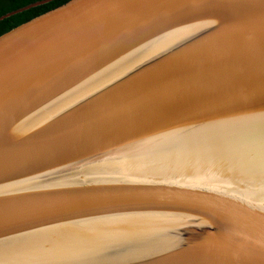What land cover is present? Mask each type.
<instances>
[{"label":"water","instance_id":"obj_1","mask_svg":"<svg viewBox=\"0 0 264 264\" xmlns=\"http://www.w3.org/2000/svg\"><path fill=\"white\" fill-rule=\"evenodd\" d=\"M0 264H264V0H68L0 35Z\"/></svg>","mask_w":264,"mask_h":264},{"label":"trees","instance_id":"obj_2","mask_svg":"<svg viewBox=\"0 0 264 264\" xmlns=\"http://www.w3.org/2000/svg\"><path fill=\"white\" fill-rule=\"evenodd\" d=\"M36 1L39 0H0V16ZM67 1L68 0H52L48 3L32 7L0 20V35L35 16L66 3Z\"/></svg>","mask_w":264,"mask_h":264},{"label":"bare ground","instance_id":"obj_3","mask_svg":"<svg viewBox=\"0 0 264 264\" xmlns=\"http://www.w3.org/2000/svg\"><path fill=\"white\" fill-rule=\"evenodd\" d=\"M230 151L227 152L226 154H222L221 157L223 159H226V160H234V159H243V157L245 156V153H243V152H234L232 150H230ZM184 152H185L184 150L178 149L173 154L177 155V154L183 153L177 160H182V159H186L189 157H193V155H190V154H189L190 156H187L188 153H184ZM211 154H212L211 152L206 151V152H203L201 155H199L200 159L196 160V166L191 169L193 177L197 176V179L203 178L205 180V179H207L208 176H211L214 173V170H213L211 165L215 159L219 158L220 161H221V159L218 156L215 159L210 160V158H213V155H211ZM216 154H217V152H216ZM197 155H198V153H197ZM186 164L193 166V159L186 161ZM177 169L181 170L180 167H178ZM190 175H191L190 170H188V173L185 175H182V176L187 181L190 179ZM204 180H203V182H204Z\"/></svg>","mask_w":264,"mask_h":264}]
</instances>
